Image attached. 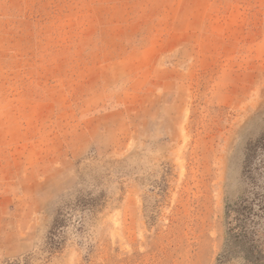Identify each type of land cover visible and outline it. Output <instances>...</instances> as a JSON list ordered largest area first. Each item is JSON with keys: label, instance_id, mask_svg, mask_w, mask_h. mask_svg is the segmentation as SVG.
I'll list each match as a JSON object with an SVG mask.
<instances>
[{"label": "rangeland", "instance_id": "374dc122", "mask_svg": "<svg viewBox=\"0 0 264 264\" xmlns=\"http://www.w3.org/2000/svg\"><path fill=\"white\" fill-rule=\"evenodd\" d=\"M233 210L264 239V0H0V264H246Z\"/></svg>", "mask_w": 264, "mask_h": 264}, {"label": "trees", "instance_id": "16d2710c", "mask_svg": "<svg viewBox=\"0 0 264 264\" xmlns=\"http://www.w3.org/2000/svg\"><path fill=\"white\" fill-rule=\"evenodd\" d=\"M237 217L234 218L233 226L230 227L233 242L238 244L243 251L242 256L246 264H264V239L258 237L257 230L246 228L243 216L237 210H233ZM239 212V213H238Z\"/></svg>", "mask_w": 264, "mask_h": 264}]
</instances>
